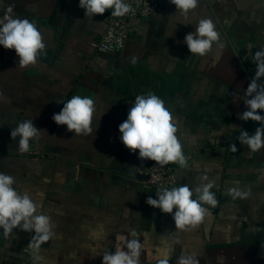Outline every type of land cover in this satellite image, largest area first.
Returning a JSON list of instances; mask_svg holds the SVG:
<instances>
[{"label": "crops", "instance_id": "obj_1", "mask_svg": "<svg viewBox=\"0 0 264 264\" xmlns=\"http://www.w3.org/2000/svg\"><path fill=\"white\" fill-rule=\"evenodd\" d=\"M0 1V17L12 5L16 16L36 22L46 44L37 64L27 68L19 66L15 50L0 46V172L12 175L14 187L41 206L56 233L34 252L32 233L16 228L4 236L0 229V264H102V253L115 251V236L132 230L142 244L140 264H148L144 256L199 251L196 256L207 257L213 250L234 253L232 264H264V147L252 152L237 140L239 132L253 134L260 126L238 118L247 110L242 97L253 77L247 64L253 63L239 57L242 41L235 43L220 25L208 0L223 47L214 44L204 57L191 55L183 43L195 21L207 18L198 7L183 25L170 0H162L159 13L130 21L122 51L104 52L97 49L102 18L86 17L77 0ZM223 56L241 72L243 88L227 81ZM149 92L170 110L186 158L185 167L175 164L167 187L214 182L217 204L202 205L208 215L191 231L176 229L172 214L146 203L161 188H145L138 177L150 160L120 140L119 125L135 97ZM74 95L94 100L98 127L87 137L52 119ZM25 119L46 133L20 153L19 138L12 140L10 132ZM232 188L247 195L233 198ZM162 241L175 243L161 247Z\"/></svg>", "mask_w": 264, "mask_h": 264}, {"label": "clouds", "instance_id": "obj_2", "mask_svg": "<svg viewBox=\"0 0 264 264\" xmlns=\"http://www.w3.org/2000/svg\"><path fill=\"white\" fill-rule=\"evenodd\" d=\"M170 3L175 6L174 15L178 14L180 24L185 25V21L192 19L190 13L198 7L199 0H170ZM79 7L84 9L85 16L89 18L102 16L107 10H111V16L116 18H122L134 11L133 6L125 0H79ZM195 25V31L186 34L183 41L191 55L204 57L212 51L214 44L223 47L211 19L201 18L195 21ZM0 46L15 50L21 68L36 65L46 48L36 22L16 16L12 5L0 17ZM252 49L249 46L247 58L256 65V71L242 97L247 110L239 114L238 118L256 122L260 126L253 134L246 130L239 132L237 140L242 145H247L250 151L256 152L264 147V47L254 54ZM95 111L92 98L74 95L67 102H63V108L52 119L57 125H66L69 132L87 137L98 127L96 123L93 128ZM119 132L125 148L132 153L138 151L142 161L151 160L161 167L170 163H178L182 168L186 166L173 116L166 108L164 100L156 94L149 92L135 97L127 119L119 125ZM45 133V130L34 125L32 119H25L12 128L10 136L12 140L19 138V152L27 153L30 151V141L39 143ZM231 148L237 151L235 143ZM203 179L207 180V177ZM14 185L16 180L12 175L0 172V229L4 236L13 234V229L16 228L34 233L28 245L34 252L38 251L42 243L56 236L55 224L49 215L41 213V206L27 191L22 193ZM213 187V181L195 187L187 184L172 188L161 187L156 191V198L149 196L146 203L160 209L162 213L172 214L176 229L191 231L208 215V209L202 205L217 204L215 193L211 191ZM229 194L233 198L247 195L236 188L229 189ZM114 247V252L102 253V264H140L142 244L135 230L128 235L121 233L115 236ZM178 264H198L196 253L181 254Z\"/></svg>", "mask_w": 264, "mask_h": 264}, {"label": "rangeland", "instance_id": "obj_3", "mask_svg": "<svg viewBox=\"0 0 264 264\" xmlns=\"http://www.w3.org/2000/svg\"><path fill=\"white\" fill-rule=\"evenodd\" d=\"M208 1L213 6L215 14L218 16L217 18L218 21L220 22V25L224 26V28L227 30V32H229L230 35H233V40L235 41V43L238 41V39L242 41V48H240V50L238 51L239 57L241 59L248 57L249 46H252L253 49L251 51L253 54L256 51H258L259 48L264 47V0H208ZM198 8L202 12V14L205 13L206 11V14H208L207 18L211 19L214 22V20L209 16L210 15L209 12H207L209 11L207 2L204 3L203 0H199ZM232 29L234 32H232ZM229 60H230L229 57L223 56L222 67H223L224 76L227 78V81L233 84L235 81L238 82L239 73L241 72L237 73L235 68L236 66L235 65L231 66ZM248 60L250 59H245V61ZM247 68L249 69V71H251V74L254 76L256 71V65L254 63L253 65L247 64ZM262 82H264V78H262ZM242 84H244L243 79L238 82V85L241 86V88L244 87V85ZM32 155L35 156L36 154H34L33 152ZM172 184L162 187L171 186ZM143 186L145 188H151V187H146L144 184ZM166 243L171 245L174 244L175 242L162 241L161 247ZM184 244H187L188 247L190 242H184ZM192 248H194V246L193 245L191 246L190 244L189 250ZM240 248L241 246L239 247V250ZM242 251L243 248L239 252L242 253ZM196 253H199V251H197ZM234 257H235L234 253L231 255H221L219 253H216L215 250H213L209 252L207 257L196 256V259L198 260V263H202V264L203 263L220 264L223 261L224 263L228 261L229 264H232L233 263L232 261L235 260ZM142 258L144 263L147 262L148 264H162V262H166V264H178V258L176 257L170 258L167 256H163L162 254H160L159 257L144 256ZM152 259H155L154 261L157 260L158 263H154V262L149 263V261Z\"/></svg>", "mask_w": 264, "mask_h": 264}, {"label": "built area", "instance_id": "obj_4", "mask_svg": "<svg viewBox=\"0 0 264 264\" xmlns=\"http://www.w3.org/2000/svg\"><path fill=\"white\" fill-rule=\"evenodd\" d=\"M133 6L134 11L122 18L111 16V10H107L102 18L105 28L97 42V49L104 52H120L123 50L129 36L130 21L134 18H148L159 13L163 9L162 0H125ZM3 3L0 1V7ZM176 163H170L161 167L153 161L143 170L148 179L143 180L146 187H162L170 185L174 181V168Z\"/></svg>", "mask_w": 264, "mask_h": 264}, {"label": "water", "instance_id": "obj_5", "mask_svg": "<svg viewBox=\"0 0 264 264\" xmlns=\"http://www.w3.org/2000/svg\"><path fill=\"white\" fill-rule=\"evenodd\" d=\"M77 1L79 2V0H77ZM138 177H140V178L143 179V180L148 179V176L145 175V174H139ZM33 235H34V233H32V236H33ZM32 236H31V240H32ZM31 240H30V241H31ZM49 241H50V240H49ZM49 241L42 243V244H41V247L48 246Z\"/></svg>", "mask_w": 264, "mask_h": 264}]
</instances>
